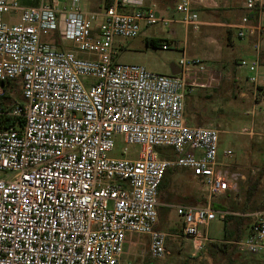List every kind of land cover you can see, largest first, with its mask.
Here are the masks:
<instances>
[{"label":"built area","instance_id":"2783aa9c","mask_svg":"<svg viewBox=\"0 0 264 264\" xmlns=\"http://www.w3.org/2000/svg\"><path fill=\"white\" fill-rule=\"evenodd\" d=\"M31 1L0 0V82L20 79L23 103L9 112L24 119L0 126V264H127L135 235L148 236L152 258H165L159 188L168 169L181 167L208 194L204 205H176L181 235L201 248L209 237L201 226L226 214L211 200L229 188L219 170L220 130L185 116L193 87L184 68L201 60L182 57V72L165 74L116 61L114 50L116 37H136L145 27L179 21L198 29L199 0H181L169 17L143 0H114L97 10L81 9L80 0L65 9L57 0ZM256 6L246 0L250 12L233 26L241 39L256 37L254 53L238 66L259 97L255 105L264 106V18L251 16ZM17 14L18 22L5 19ZM57 32L74 48L46 39ZM118 135L139 146L137 157H126L127 149L108 156ZM160 147L170 150L161 156ZM238 247L264 253V210Z\"/></svg>","mask_w":264,"mask_h":264},{"label":"rangeland","instance_id":"374dc122","mask_svg":"<svg viewBox=\"0 0 264 264\" xmlns=\"http://www.w3.org/2000/svg\"><path fill=\"white\" fill-rule=\"evenodd\" d=\"M57 1L61 9L71 6V0ZM91 1L93 6L80 0V8L97 10L109 0ZM19 2L26 5L29 0ZM5 19L18 22L20 15H14L12 19L6 15ZM46 39L57 42L60 47L66 45L64 47L74 48L71 41L65 40L59 32ZM240 39L235 36L237 44ZM114 50L116 61L140 63L165 74H172V64H178L182 57L191 60L195 59L194 56H200L191 48L183 53L175 47L163 49L162 46L147 45L142 33L133 38L116 37ZM207 52L200 64H189L184 68L183 74L193 87V92L186 97L185 116L191 124L214 125L220 130L219 152L223 164L219 170L229 183V188L212 198L211 203L216 209L243 217L241 230L235 221L227 222L225 239V220L219 216L208 226H201V232L209 236L202 240L201 248H196L193 241L184 238L179 231L182 218L176 211V205H204L208 202V194L202 180L190 169L175 168L166 191L168 200H160L159 211L163 214L157 223L160 229L168 233L170 254L162 259L152 258L148 236L135 235L126 248L127 264H146L148 259L152 264H264V253H244L237 245V237L244 238L256 220V214L264 210V106L255 105V102L259 103V97L255 96L253 86L246 83V71L242 68L237 70L236 61L243 54L238 47L231 49L224 35L222 47L208 49ZM216 53H221L220 59L215 58ZM231 73L233 76L229 77ZM17 83L16 89H10L8 93L14 101L23 103L20 79ZM0 91V95L5 92L1 84ZM247 110L255 111L250 115L246 113ZM115 141V147L108 152V156L121 157L127 149L126 157H137L138 145L125 143L120 135L116 136ZM159 150L169 151L170 148L160 147ZM227 150L231 152L225 155ZM245 207L248 208L246 212L243 210Z\"/></svg>","mask_w":264,"mask_h":264},{"label":"crops","instance_id":"0c3cea01","mask_svg":"<svg viewBox=\"0 0 264 264\" xmlns=\"http://www.w3.org/2000/svg\"><path fill=\"white\" fill-rule=\"evenodd\" d=\"M83 1L89 6L94 5L91 0ZM143 1L145 8H153L159 15L169 17L176 15L175 9L181 0ZM245 1L246 0H199L195 5L199 14L200 24L198 29L193 26L187 27L179 21H175L170 27L161 24L145 27L141 33L145 37L146 43L147 39L154 38L163 39V43L167 42L169 48L175 47L183 53L191 48L195 50V52L200 53V56H194L196 59L200 60L206 58L208 49L222 47V40L225 35L226 41L231 49L238 47L242 51L243 54L239 57L240 59L241 57L254 53V43L256 42L255 36L240 39L239 44L235 41L237 31L233 25L239 23L241 18L250 12L245 7ZM32 4L33 2L31 1L25 6ZM104 6H106V4L101 6V8ZM250 14L255 20L264 18V0H257V6ZM219 35H221V38ZM60 45L63 46L61 43ZM64 46L62 48H69ZM215 58L220 59L221 53H216ZM261 58L264 61V37L261 41ZM239 59H237L235 64L237 65V70L241 69L238 66ZM232 76V73L229 74V77Z\"/></svg>","mask_w":264,"mask_h":264},{"label":"trees","instance_id":"16d2710c","mask_svg":"<svg viewBox=\"0 0 264 264\" xmlns=\"http://www.w3.org/2000/svg\"><path fill=\"white\" fill-rule=\"evenodd\" d=\"M31 1L29 0L28 4L30 3ZM113 3V0H109L107 3H106V6H109ZM162 43H163V39H147V44L148 45H152L154 47H159V46H162ZM17 81H19V79H12V80H7V81H1L0 84L4 87L5 89V92L2 93L0 95V126H6V125H12V124H15L17 121H19L20 123L23 122V118L21 117H15V116H12L10 114V109L12 108V106L14 105V103L17 101V100H13V97L11 95H9L8 91L10 89H13L15 90L16 87H17ZM158 152L160 153L161 156H165V152L164 151H161L158 149ZM173 171L174 169H168L163 177V180L161 182V185H160V188H159V201L160 200H163V201H167L168 200V197L166 196V191H167V188L169 187L170 185V182H171V178H172V175H173ZM216 207H221L223 208L222 205H216ZM216 209V208H215ZM248 208L245 207L243 210L244 212H246ZM219 210V208L217 209ZM165 213V212H164ZM162 211H159V218H161L162 216ZM243 217H239L237 215H234V214H231V213H226L225 216H224V236H225V239H227V222L233 220L237 223V227L238 229H240V227H242V224H243ZM249 219V217L247 218ZM252 226V225H251ZM158 227V225H157ZM159 228V227H158ZM241 230V229H240ZM179 231L182 232V227L179 229ZM237 241L239 242L241 239L243 238H240V236L237 237ZM236 241V242H237ZM237 244V243H236ZM238 245V244H237ZM146 264H152V261L151 260H147Z\"/></svg>","mask_w":264,"mask_h":264},{"label":"water","instance_id":"95a60500","mask_svg":"<svg viewBox=\"0 0 264 264\" xmlns=\"http://www.w3.org/2000/svg\"><path fill=\"white\" fill-rule=\"evenodd\" d=\"M182 72L181 67L178 64H172V74H180Z\"/></svg>","mask_w":264,"mask_h":264}]
</instances>
